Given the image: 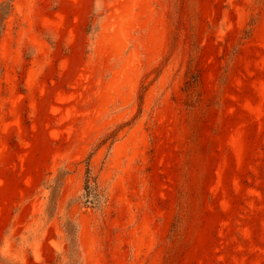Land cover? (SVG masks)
I'll use <instances>...</instances> for the list:
<instances>
[{
    "label": "rangeland",
    "instance_id": "rangeland-1",
    "mask_svg": "<svg viewBox=\"0 0 264 264\" xmlns=\"http://www.w3.org/2000/svg\"><path fill=\"white\" fill-rule=\"evenodd\" d=\"M0 264H264V0H0Z\"/></svg>",
    "mask_w": 264,
    "mask_h": 264
},
{
    "label": "trees",
    "instance_id": "trees-1",
    "mask_svg": "<svg viewBox=\"0 0 264 264\" xmlns=\"http://www.w3.org/2000/svg\"><path fill=\"white\" fill-rule=\"evenodd\" d=\"M83 197L84 202L91 203L92 200L96 199L98 196L96 189V182L91 175L89 166H86L84 184H83Z\"/></svg>",
    "mask_w": 264,
    "mask_h": 264
}]
</instances>
